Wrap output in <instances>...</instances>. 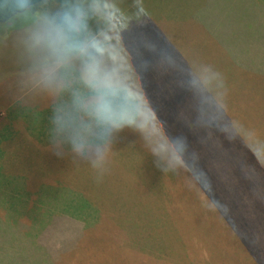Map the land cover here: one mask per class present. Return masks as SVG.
Segmentation results:
<instances>
[{"label": "trees", "instance_id": "obj_1", "mask_svg": "<svg viewBox=\"0 0 264 264\" xmlns=\"http://www.w3.org/2000/svg\"><path fill=\"white\" fill-rule=\"evenodd\" d=\"M76 1L0 0V23H9L25 12H37L50 4L60 3L71 8ZM183 2L163 0L165 9L162 12L145 11L143 8L135 10V19L126 24L118 23L114 14H107V5L104 28L96 24L100 17L95 16L89 21L85 19L77 34L78 39L81 34L83 39L108 36L109 42L117 46L121 40L126 45L129 40H143L147 54L142 62L146 64L147 73L161 71L165 73V79L174 81L162 88L169 92L160 93L159 97L163 95L161 104L169 119H172L177 135L186 142H193V149L189 151L197 175H193L190 166H185L179 172H166L167 163L164 160L158 167L151 162L144 171L135 168L125 171L131 185L146 192L152 210L150 214L163 217V221H156L161 229V249H155L153 242L146 246L138 241L130 243L124 231L127 216L122 214L120 217L115 212L121 210L102 207L103 204H99L100 211L95 210L88 192L89 175H92L95 167L87 161L88 158L73 153L70 144L64 141L66 138L49 141L46 132L52 127L50 123L37 129L32 124L22 126L14 119L16 131L12 126L2 128L0 133V264H163L162 260L167 261L170 257H176L177 264H217L218 258H226L229 253L228 247L225 249L227 239L236 240L246 228L253 232V237H248L250 246L240 248L233 262L264 264V232L259 226L260 221L264 220V205H260L256 213L231 217L235 221L233 223L225 219L222 223L219 214L221 207L227 203L217 198L218 189L214 179L220 175V171L214 168L211 160L221 158L229 164L235 161L238 166L235 172L241 174L246 171L250 180L251 176H258L259 179L261 176L256 170L245 166V156L238 155L239 151L231 153L226 142L214 139V136L224 137L222 126L216 122L202 126L193 119L188 120V109L191 116L196 117L197 93L190 84L186 66L176 55L187 53L185 58L194 61L203 70L196 58L204 56L210 77L213 76L221 88L223 76L228 71L263 78L264 0H205L194 13L179 12L178 5L182 6ZM90 3L92 6L83 4L78 8L83 13L94 10L93 3ZM103 7L100 5L99 9ZM188 15L187 19H181ZM53 61H47L46 65H53ZM79 63L76 60L74 69L77 74L74 77L80 78ZM216 73H219V77ZM69 78L72 82V77ZM175 82H180L182 86L175 85ZM81 83L83 95H91ZM186 97L195 100L184 103ZM173 100H178L175 108L171 105L175 103ZM27 115L30 114L22 116ZM3 131L8 135L6 138L19 132V139L26 140L19 168L17 164L12 168L7 167V164L12 165L8 162L10 158L7 153L16 154L13 149L7 151L11 145L6 140L3 142ZM134 132L128 128L114 132L107 155L115 148L112 141L115 135L119 138L121 133L122 136L126 133L132 137ZM5 143L7 148H3ZM31 154L49 171L32 166L28 158ZM51 164L58 166V169L52 168ZM198 179L203 181V187L197 184ZM63 186L68 189L66 196L63 188L61 196L59 192L52 194L49 191ZM2 189L8 191L3 194ZM205 190L215 202L214 205H209ZM154 219H144L149 230L154 225L149 226L148 223H153ZM244 219L249 224L244 225ZM261 224L264 225V221ZM216 241L222 248L220 256L215 254L214 246L218 245L213 242ZM250 253L259 254V259L255 256L248 259Z\"/></svg>", "mask_w": 264, "mask_h": 264}, {"label": "rangeland", "instance_id": "obj_2", "mask_svg": "<svg viewBox=\"0 0 264 264\" xmlns=\"http://www.w3.org/2000/svg\"><path fill=\"white\" fill-rule=\"evenodd\" d=\"M153 1L114 0L110 5V9V0H77L72 7H79L83 4L84 6H90L89 4L92 2V8L94 10H86L83 21L85 19L89 21L92 17L99 16L100 18L96 24L104 28L107 23L104 18L106 15L105 7L107 5V14H114L118 23L126 24L135 19L133 17H135L136 11L141 8L145 11L154 10L158 12L156 5L159 4L161 8V2L160 0L159 2L157 0ZM183 1L184 4L182 6L178 5L179 12L191 13L200 7L199 3L197 4L189 0L187 2H185L186 0ZM195 1L198 2V0ZM50 5H47L48 8L41 7V10L37 12H25L9 21V23H0V122H2L0 123V133L2 128L7 129L12 126L16 131L17 123L14 124L13 122L15 119L22 126L32 124L37 129H40L42 126L47 127L50 123L52 127L46 132L49 141L65 138L64 136L54 138V126L52 125L54 113L57 109L61 108L72 112L73 93L80 90L79 93L83 94L81 79L74 77L76 76L75 73L77 74L76 69H74L76 60H73L69 65H57L55 63L51 66L46 65V62L53 58L47 49L37 42V33L41 29L42 19L44 17L56 16L70 8L60 3ZM100 5H104V7L99 9ZM189 15L185 18H180L184 20ZM80 40H84L82 34ZM128 43L134 50H137L141 60H143L147 54L145 50L146 46L143 45L145 42L136 39V42L135 40H129ZM196 60L204 68L206 74L210 76V73L207 71L206 58L204 56H198ZM69 76L72 77V82ZM146 76L153 93L157 95L161 103L163 101V95L159 97V94L169 92V90L164 91L162 88L174 81L171 82V78L165 79V73L161 71L147 73ZM211 77L214 78L213 76ZM222 83V90L227 93V107L225 111L228 112L229 118L233 120V126L236 127L237 131L240 130V127L244 128L254 139L264 142V77L258 78L228 71V74H224ZM175 85L182 86L180 82H175ZM85 96L90 95L86 94ZM194 100V98L186 97L184 103H192ZM173 102L175 103L171 105H174L175 108L178 100H173ZM201 107L200 98L197 94L196 117L191 116L190 109H188L186 113L188 120L193 119L195 122L201 123ZM23 114L30 115L26 117L22 116ZM73 114L75 119L77 117L76 121L79 122L81 114L78 112H73ZM84 122L89 123L90 121L85 118ZM216 124L222 126L219 121H216ZM5 133L2 135L4 136V138L2 137L3 142L6 140L11 146L7 148V144L5 143L3 144V148H7V151L13 149L16 154L15 156L12 153H7V156L10 158L7 160L12 164H7V167L12 168L17 164L19 168L20 165L18 163H20L19 160H21L24 154L23 149L26 148L24 146L26 140L19 139V132L13 133L12 137L9 138L5 137L8 136ZM122 133L119 138L116 135L113 137L112 141L115 148H113L111 153L109 152V156L107 155L100 165L94 168V171L91 172L92 175H89L88 192L92 197V203L96 211L99 210V204H103L102 207L105 206L106 208L111 207L113 210H121L115 211L120 217L122 214L127 216L126 228L124 226L123 228L130 243L138 241L142 246H146L149 242H153L154 248L159 250L161 249V240L159 239L161 229H159L160 224H156V221H163V217L150 214L152 210L150 209V201L147 198L146 192L137 186H132V182L130 178L126 177L125 171H130L133 168L144 171L151 162L155 163L153 166L158 167L159 164L162 165L163 160L151 153L148 144L139 133H132V137L126 133L122 136ZM19 134L21 135V133ZM223 136H214V139L217 142H226L227 149L231 153L239 151L238 155L245 156V166L256 170L261 176V179L258 176L256 178L251 176L250 180V175L246 171L241 174L235 172L238 168L235 161L229 164L228 161H224L221 158L211 160L214 168L220 171V175L214 179V185L218 189L217 198L227 203V205L221 207L219 214L221 222L223 223L225 220H229L233 223L235 221H232L231 217L238 218L256 213L260 210L258 207L264 205V153L256 149L249 150L251 144H249L248 139L243 134H241L240 139H233L226 132H224ZM64 141L67 142L66 140ZM143 145L145 146L144 148ZM116 146H118V149H116ZM187 146H189V150H192L193 142H187ZM1 148L2 144H0V151ZM28 158L32 166H36L41 171H49L48 167L45 169L44 165L38 161L34 154L28 155ZM87 161L91 162L90 159ZM57 164L60 165L59 163ZM51 166L52 168L54 167L52 164ZM54 168L58 169V166L55 165ZM247 169L250 170L249 168ZM62 188L64 189V196H66L68 190L66 186L59 187L55 190L50 189L49 191L52 194L59 192V196H61L63 195ZM6 191L8 189L1 190L3 194ZM222 211L225 213L223 214ZM191 214L194 215L193 213ZM147 217L155 218L153 223H148L149 226L154 225V228L152 227L150 230L147 228L146 221L144 220ZM263 221H260L259 226L264 232V225L261 224ZM247 224H249L247 219H244V225ZM252 234L251 229L246 228L245 232L241 233L236 239L238 241L233 249L232 246L236 240L228 238L225 249L228 247L229 253L226 252V258H218L216 263L228 264V262H232L236 264L234 263L233 257L236 260L235 254L239 252L240 248H249L248 237H253ZM213 243L218 245V241ZM214 248L216 250L215 254L220 256L222 248L219 245L214 246ZM253 256L257 260L259 259V254L257 253H250L247 255V258L251 259ZM245 260L248 262L246 258ZM162 262H164L163 264H177L178 259L176 257H170L167 261L162 260Z\"/></svg>", "mask_w": 264, "mask_h": 264}, {"label": "clouds", "instance_id": "obj_3", "mask_svg": "<svg viewBox=\"0 0 264 264\" xmlns=\"http://www.w3.org/2000/svg\"><path fill=\"white\" fill-rule=\"evenodd\" d=\"M83 11L71 7L53 17H44L37 42L42 44L57 65H69L73 60L81 62L80 79L92 93L85 96L73 93V111L57 109L52 123L54 138L64 136L71 151L91 160L92 166L100 165L110 148L114 132L125 128L141 135L151 153L166 161L168 171H181L192 165L186 139L177 135L175 125L168 118L157 95L153 93L146 76V64L137 50L126 45L111 44L110 37L96 36L84 40L77 38L82 29ZM190 78V84L200 98V122L210 126L221 122L222 129L233 139L246 137L252 149L264 153V142L254 139L244 128L237 131L233 120L225 111L227 93L212 77L184 55L176 54ZM219 77V73L215 74ZM73 112L81 114L79 122ZM87 118L89 123H85ZM192 179V177H189ZM203 187V181L197 180ZM209 205H214L205 190ZM218 207V206H217Z\"/></svg>", "mask_w": 264, "mask_h": 264}, {"label": "crops", "instance_id": "obj_4", "mask_svg": "<svg viewBox=\"0 0 264 264\" xmlns=\"http://www.w3.org/2000/svg\"><path fill=\"white\" fill-rule=\"evenodd\" d=\"M189 1L195 2V3H197V4L199 3V6L202 7V5H203V3H204L205 0H198V2L195 1V0H189ZM258 1H259V0H258ZM153 2H154V1H153ZM157 2H159V0H157ZM160 2H161V3H160V4H161V8L159 7V4L156 5L157 8H158V12H159V11L162 12V10L165 9V7L163 6V0H160ZM200 7H199V8H200ZM199 8H198V9H199ZM196 11H197V10H195V12H196ZM242 25H243V23H242ZM239 26H240V24H239Z\"/></svg>", "mask_w": 264, "mask_h": 264}]
</instances>
